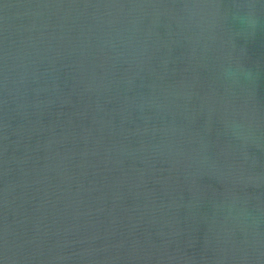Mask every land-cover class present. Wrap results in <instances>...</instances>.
<instances>
[{"label": "water", "instance_id": "1", "mask_svg": "<svg viewBox=\"0 0 264 264\" xmlns=\"http://www.w3.org/2000/svg\"><path fill=\"white\" fill-rule=\"evenodd\" d=\"M0 264H264V0H0Z\"/></svg>", "mask_w": 264, "mask_h": 264}]
</instances>
